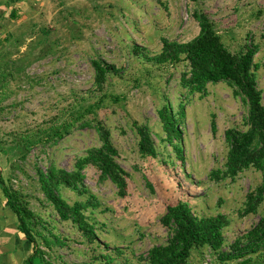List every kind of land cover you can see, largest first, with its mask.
<instances>
[{
	"label": "rangeland",
	"instance_id": "obj_1",
	"mask_svg": "<svg viewBox=\"0 0 264 264\" xmlns=\"http://www.w3.org/2000/svg\"><path fill=\"white\" fill-rule=\"evenodd\" d=\"M5 2L0 0V55L24 67L0 88V174L27 197L29 208L46 228L43 235L61 243L51 249L38 243L47 262L143 264L150 249L166 244L169 233L160 218L168 205L179 202L197 218L222 215L228 220L222 253L257 224L264 204L256 215L241 217L240 212L245 196L261 184L264 174L249 169L233 180L209 177L224 168V132L246 130V107L225 84L208 85L205 97L188 94L179 86L185 63L158 66L151 59L160 52L163 39L193 40L199 29L192 13L204 11L229 51L239 52L250 42L259 47L253 63L264 106V0H24L9 9ZM11 11L16 13L12 20ZM45 48L51 51L45 53ZM97 59L118 71L108 77L101 93L93 86L91 62ZM99 101L97 118L110 130L118 163L129 175V195L117 197L114 186L100 182L95 169L83 171L85 187L99 203V209L86 213L97 235L89 245L45 202L34 170L53 162L72 171L75 161L96 145L93 132L76 123L56 142L45 140V134L77 122L78 107ZM180 102L185 115L178 127L181 138L174 142L181 147L178 155L166 142L157 113L169 104L178 114ZM133 123L146 126L153 136L156 158L139 156ZM39 133L45 143L31 147L25 161H19L17 149L10 148L13 139L34 140ZM61 195L69 204L80 200L67 190ZM249 259V264H264V252ZM237 263L221 262L206 248L194 252L188 262Z\"/></svg>",
	"mask_w": 264,
	"mask_h": 264
},
{
	"label": "trees",
	"instance_id": "obj_2",
	"mask_svg": "<svg viewBox=\"0 0 264 264\" xmlns=\"http://www.w3.org/2000/svg\"><path fill=\"white\" fill-rule=\"evenodd\" d=\"M23 2L24 0H7L4 7L9 9ZM15 18L16 13L11 11L10 19ZM192 18L197 23L198 35L187 43L163 39L160 52L152 57L151 61L158 66L185 63L186 70L180 75L179 86L190 95L205 97L208 85L225 84L231 89L232 95L246 107L244 119L246 130L230 128L224 132L227 146L224 168L222 171L212 172L210 179L233 180L241 172L249 169L264 174V106L262 93L257 88L255 71L258 67L253 63L259 47L250 42L239 52L233 53L225 47L214 23L204 11L195 10ZM50 51L51 48H45L44 52ZM20 63L0 55V88L5 80L13 79V75L22 70L24 65ZM91 66L94 71L93 86L101 93L108 77L117 75L118 71L114 66L98 59L93 60ZM100 104L101 101L81 105L74 111L77 122L63 123L45 134V140L56 142L69 134L76 123H80V128L93 132L96 145L87 149L75 161L72 171L59 168L53 162L45 169L36 167L34 170L36 183L45 202L52 208L59 221L69 222L75 226L89 245L97 241V235L86 213L90 209L92 211L99 209V203L85 187L83 171L88 167L95 169L100 182H109L114 186L117 197L123 199L129 195V175L118 163L119 153L113 145L110 130L97 118L96 113L101 107ZM178 107L180 110L175 114L170 105L165 104L157 115L166 142L180 155L181 147L174 142L181 138L178 127L180 121L184 119L185 112L182 102ZM210 128L212 134H215L217 127L213 117ZM132 130L137 137L139 156L156 158L158 152L147 127L133 123ZM38 135L40 138L34 140L27 136L13 139L14 144L10 148L17 149L19 161H25L31 147L45 143L42 133ZM2 151L0 141V155ZM0 187L5 206L16 221L17 231L31 246V255L25 264H33L35 261L39 264H51L44 259L45 255L40 246L51 249L52 246L61 243L57 239L51 242L43 235L42 231H46V228L39 216L29 208L27 197L8 186L1 174ZM63 190L74 193L80 200L72 204L67 203L61 195ZM263 204L264 177L261 184L245 196L240 216L256 215ZM160 225L168 231V240L166 244L150 249L143 264H188L194 252L205 248L218 254L221 262L237 261V264H249V258L264 252V215L250 231L237 237L226 253H222L225 244L223 230L229 222L222 215L197 218L187 204L179 202L166 207L165 214L160 218ZM39 242L42 245H39Z\"/></svg>",
	"mask_w": 264,
	"mask_h": 264
},
{
	"label": "crops",
	"instance_id": "obj_3",
	"mask_svg": "<svg viewBox=\"0 0 264 264\" xmlns=\"http://www.w3.org/2000/svg\"><path fill=\"white\" fill-rule=\"evenodd\" d=\"M0 195L1 187H0ZM0 196V264H25L31 255V246L17 231L11 211L5 207ZM3 197V196H2ZM33 264H37L33 262ZM39 264V263H38Z\"/></svg>",
	"mask_w": 264,
	"mask_h": 264
}]
</instances>
